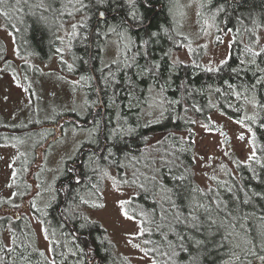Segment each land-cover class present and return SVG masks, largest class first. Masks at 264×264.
I'll list each match as a JSON object with an SVG mask.
<instances>
[{
	"label": "trees",
	"instance_id": "trees-1",
	"mask_svg": "<svg viewBox=\"0 0 264 264\" xmlns=\"http://www.w3.org/2000/svg\"><path fill=\"white\" fill-rule=\"evenodd\" d=\"M7 1L5 7H11L15 15L4 18L15 33L19 51L40 59L55 53L59 18L45 17L35 0L23 2L22 18L17 4ZM205 1L218 24L235 35L229 58L213 71L186 62L173 69L172 52L186 38L175 31L170 0L87 3L90 17L74 42V71L90 80L91 106L83 117L74 113V122L92 128L94 134L66 161L48 208L50 229L61 239L60 252L56 247L61 260L55 264H133L82 206L84 193L99 192L110 167L124 180L133 165L134 173L137 167L146 172L138 181L134 174L139 190L127 209L141 222L143 244L154 264H247L251 257H264V55L256 56L255 63L243 61V38L252 41L264 29V0ZM103 21L119 31L128 30L132 37L123 57L108 66L102 64ZM152 88L161 91L165 108L161 118L146 120L140 105L146 103ZM251 98L256 99L257 110L249 119L255 129V157L239 163L238 176L230 175L224 185L202 187L195 177L197 120L208 121L215 109L242 120ZM117 128L124 132L111 136ZM129 128L134 129L131 134H127ZM77 173L79 183L74 179ZM8 224L0 220V234ZM20 229L12 225L10 247L0 238V264H38L34 234Z\"/></svg>",
	"mask_w": 264,
	"mask_h": 264
},
{
	"label": "rangeland",
	"instance_id": "rangeland-1",
	"mask_svg": "<svg viewBox=\"0 0 264 264\" xmlns=\"http://www.w3.org/2000/svg\"><path fill=\"white\" fill-rule=\"evenodd\" d=\"M60 1L62 5H59ZM93 1L99 0H38V5L43 9L41 13L45 17L51 20L59 18L56 33L57 51L47 59H40L32 54L22 55L13 29L7 25L4 17H0V98L5 99H0V107L13 106L19 101L16 108L24 113L28 111V105L21 102L25 91L9 72L14 67L13 64L16 67L22 61H27L26 75L30 70L39 77L38 94L31 92L29 95L38 121L51 116L57 110L60 113L66 112L68 108L73 109L80 117L88 113L91 106L88 86L91 83L86 76L74 71V42L82 27L88 23L90 13L87 12L86 5ZM20 7L25 14V5ZM170 12L174 18L176 33L186 38V42L172 52L173 69L180 62L190 63L198 68H216L229 58L235 35L232 30L218 24L216 14L206 10L205 0H170ZM103 24L106 30L102 63L103 66H108L123 57L132 45V37L126 29L119 31L114 25L104 21ZM243 41V61L245 64H251L256 58L253 53H257L264 46V29L258 30L254 40L247 41L245 36ZM262 78L264 79V72ZM27 80L28 86L34 89L36 85L32 82V76H28ZM131 101H134V98ZM164 108L161 91L152 88L142 108L145 119L161 118ZM256 114V99L251 98L245 105V116L242 120L230 117L218 109L210 114L208 121L197 120L194 127L195 177L202 187L224 185L230 175L238 176L239 163L250 162L255 157V129L249 119ZM39 131L42 129L38 128L35 134ZM50 132L51 130L43 128L44 138L36 145L34 141L26 140L19 146L14 143L0 146V203L21 201L12 176L23 169L20 167L18 170L15 156L21 151L35 155L37 160L39 155L40 168L34 167L36 163L28 167L25 171L28 173L32 170L33 175L22 182L28 192H34V186H38L36 193L41 207L40 220L35 221L32 226L30 224L39 252L38 258L34 259H38V264H55L58 259L61 260L54 254L57 246L60 252L61 239L50 229L48 208L56 197L57 179L64 172L66 161L76 154L82 143L91 140L94 134L92 128L85 126H65L64 129L59 127L57 131L54 129L53 134H58V138L46 144L48 138H53V135L50 137ZM242 134L244 138L240 139ZM142 172H146L145 168L137 167L134 173L133 165L132 169L126 170L123 180L117 169L110 167L99 192L90 190L84 193L82 206L88 218L106 228L118 252L133 264H154L153 257L146 252L143 244L141 222L127 209L129 199L139 190L134 186V174L138 181ZM32 177H35V180ZM125 211L128 213L127 217L123 214ZM0 238L6 246H12L11 223L0 234ZM15 239L19 241L20 238ZM27 264L36 263L30 261ZM247 264H264V259L262 256L251 257Z\"/></svg>",
	"mask_w": 264,
	"mask_h": 264
},
{
	"label": "flooded vegetation",
	"instance_id": "flooded-vegetation-1",
	"mask_svg": "<svg viewBox=\"0 0 264 264\" xmlns=\"http://www.w3.org/2000/svg\"><path fill=\"white\" fill-rule=\"evenodd\" d=\"M7 1V0H6ZM5 0H0V17H13L15 14L12 12L13 9H7L5 7ZM14 1L17 6V8L22 13V9L20 5L23 8V2L24 0H11ZM8 2V1H7ZM4 4V5H3ZM14 4V5H15ZM7 13V15L5 14ZM24 55V54H22ZM27 61H22L21 64L15 67V64H13L14 67L9 70L10 73H12L13 77L15 78V82L20 84L25 91V95L22 98V103L25 105H28V111L26 113L19 111L20 109L16 108L17 103H14L13 106H6L0 107V146H6L14 143V145H21L23 141L30 140L34 141V144H38V142L42 141L44 137H42V131L43 128H46L47 130H51L50 137L54 134V129L57 131L59 127L64 129L65 126H75V118H74V110L71 108H68L66 112L60 113L58 110L54 112L51 116L43 117V119H40V121L37 120V112L34 108L31 99H29V95L32 94L31 92H34L35 94H38L37 89V82L38 78L35 74H33L30 70H28V74L26 75V67H28ZM35 66H37L36 60H34ZM12 63V62H11ZM6 64V62H5ZM22 68V69H21ZM28 76H32L33 83H35L36 87L34 89L33 87L30 88L28 86L29 81L27 80ZM1 94V93H0ZM38 96V95H37ZM36 97V96H35ZM1 101L3 97L0 98ZM12 107V108H11ZM51 127V128H48ZM38 128H41L42 131H39L35 134V131L38 130ZM49 134H47L49 137ZM58 138V134L53 135V138H48L46 144H48L51 140H54ZM45 144V145H46ZM44 148V147H43ZM37 150V149H36ZM38 156L37 160H35V155L33 156L31 153H22L19 152L18 155L15 156L18 162V170L21 167L20 170L15 172L12 176L15 181V186L18 189L21 197V201L18 203H10V201L1 202L0 203V220H6L7 223H11L12 225L18 224V226L21 227L20 231L24 233H33L32 229L30 227L35 223V221L40 220V204L38 201V196L36 191L38 190L37 184L34 186V192H28L27 189H25L24 182L27 179L31 178L33 175L32 170L27 173L25 171L28 167H32L34 163L37 165L34 166L36 169L40 168L38 167V164H41L38 162ZM14 158V159H15ZM29 177V178H28ZM35 180V177H32ZM9 226V224H8ZM7 226V227H8ZM24 226L26 228H24ZM6 227V228H7ZM61 243V242H60ZM69 244V243H68ZM69 248H71V245H69ZM56 256L57 254L54 253Z\"/></svg>",
	"mask_w": 264,
	"mask_h": 264
},
{
	"label": "snow or ice",
	"instance_id": "snow-or-ice-1",
	"mask_svg": "<svg viewBox=\"0 0 264 264\" xmlns=\"http://www.w3.org/2000/svg\"><path fill=\"white\" fill-rule=\"evenodd\" d=\"M134 3V0H129V4L131 5V4H133ZM132 15H133V17L134 18H136V16H135V12H133L132 13ZM137 19V22L138 23H141L142 21L141 20H139L138 18H136ZM157 35V33H155V32H153V33H151V36H156ZM148 42L147 41H145V44H147ZM253 55L254 56H259V55H264V52H260V53H253ZM253 63H255V61H253ZM154 67H158V66H155L154 65ZM146 71H152V69H145ZM209 71H213V69H208ZM257 83H260V81H257ZM238 123H243V121H238ZM134 131V129H131V128H129V129H127V134H131V132H133ZM124 132V130L123 129H120V128H117V129H113L112 131H111V133H110V135L111 136H118V135H120L121 133H123ZM244 137H243V134L240 136V139H243ZM106 148H107V145L105 146ZM108 151L109 152H111V149H108ZM253 155H255L254 153H253ZM74 179H76V182L77 183H79L80 182V180H79V174L77 173L76 175H75V177H74ZM121 203H123V202H121ZM101 207H102V205H101ZM201 207H202V205H201ZM126 217L128 216V213L125 211L124 213H123ZM130 219L131 218H133V217H129ZM81 227H83V225H81ZM197 243H202L201 241H197ZM262 259H264V257H262Z\"/></svg>",
	"mask_w": 264,
	"mask_h": 264
},
{
	"label": "bare ground",
	"instance_id": "bare-ground-1",
	"mask_svg": "<svg viewBox=\"0 0 264 264\" xmlns=\"http://www.w3.org/2000/svg\"><path fill=\"white\" fill-rule=\"evenodd\" d=\"M39 2H38V0H35V4H38ZM39 7H40V4L38 5ZM19 11V10H18ZM17 11V12H18ZM18 16H21V17H24L25 16V14H24V12H22V13H20V12H18ZM103 18V17H102ZM103 64V63H102ZM156 89V88H155ZM151 92V91H150ZM143 106H144V104H142V105H140V108H143ZM142 113H143V111H142ZM144 114V113H143ZM47 218H48V221H49V223H52V218H49V215L47 216ZM57 229V227H55V226H53V230H54V232H57L58 230H56ZM58 233V232H57ZM62 253H64L63 251H62Z\"/></svg>",
	"mask_w": 264,
	"mask_h": 264
},
{
	"label": "water",
	"instance_id": "water-1",
	"mask_svg": "<svg viewBox=\"0 0 264 264\" xmlns=\"http://www.w3.org/2000/svg\"><path fill=\"white\" fill-rule=\"evenodd\" d=\"M104 15H105V11L102 10L101 13H100V16H101V17H104Z\"/></svg>",
	"mask_w": 264,
	"mask_h": 264
}]
</instances>
